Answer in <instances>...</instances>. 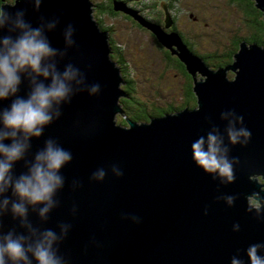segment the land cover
I'll return each mask as SVG.
<instances>
[{"label":"water","instance_id":"1","mask_svg":"<svg viewBox=\"0 0 264 264\" xmlns=\"http://www.w3.org/2000/svg\"><path fill=\"white\" fill-rule=\"evenodd\" d=\"M112 1L114 8L130 14L184 63L192 77L196 106L149 116L146 121L123 115L126 125L115 123L114 112H122L117 97L126 93L118 85L123 80L109 57L106 32L90 15V0H42L39 11L31 0L1 3L0 9L12 14L25 10V20L34 28L41 17L59 19L56 29L46 33L57 49L65 48L63 31L72 24L75 44L63 59L57 58V66L63 71L70 63L89 86H100L96 95L77 92L70 103L61 105L60 118L46 126L40 138L31 140L26 160L48 138L69 150L73 159L60 171L65 183L55 196L58 207L47 221L29 208V221L58 234L60 224L71 225L58 245L66 264H231L233 256L248 264L246 249L264 244V210L260 216L247 211L248 201L261 200L258 194L264 193V47L241 40L231 63L212 68L188 50L177 31L164 29L171 22L166 10L161 27L123 2ZM254 1L264 18V0ZM7 35L15 38L18 33L0 30V36ZM228 68L235 73L233 80L225 74ZM195 70L205 75L203 80H196ZM29 90L22 77L17 95L26 97ZM13 99L0 101V109L9 107ZM227 111L243 116V126L252 134L246 146L228 143L227 121L220 118ZM213 125L224 135L229 158L240 161L230 184L213 180L192 159V142L206 136ZM24 164L21 160L14 165V175L27 171ZM112 166L123 175L115 176ZM101 167L107 172L105 179L92 180V173ZM249 175L259 177L261 184ZM73 181L79 187L73 189ZM226 195L236 197L231 207L217 200ZM234 224H239L238 232L233 231ZM11 230L26 234L9 211L0 216V232Z\"/></svg>","mask_w":264,"mask_h":264},{"label":"clouds","instance_id":"2","mask_svg":"<svg viewBox=\"0 0 264 264\" xmlns=\"http://www.w3.org/2000/svg\"><path fill=\"white\" fill-rule=\"evenodd\" d=\"M31 2L39 11L42 0ZM58 24L57 18L45 20L41 17L39 26L34 28L25 20V10L12 14L0 9V30L6 28L9 33H18L15 38L0 36V101L15 97L9 107L0 109V216L10 211L13 219H18L26 230V234H18L15 230L6 234L0 232V264H32L33 260L36 264H66L64 257L58 254V245L67 236L71 225L60 224L59 234L52 229L40 230L32 225L28 215L31 208L41 221H47L49 213L58 207L55 196L65 183L60 171L72 161V153L55 139L48 138L31 160L25 157L32 147L31 140L40 138L44 128L60 118L62 104L70 103L77 92L96 95L100 86H89L84 74L70 63L63 71L59 70L57 58L63 59L68 49L74 46L75 28L72 24L65 27V48L61 50L52 47L46 35ZM22 77L29 84L26 97L17 95ZM220 118L227 121L224 133L229 144L246 146L249 143L252 134L243 126V116L227 111L221 113ZM229 151L224 135L215 125L206 136H200L191 144L194 163L221 184H230L236 179L234 166L240 161L235 157L230 159ZM21 160H24L27 171L14 175V165ZM111 171L117 177L123 175L116 166H112ZM106 175V170L101 167L92 173L91 179L103 181ZM72 186L73 189L79 187V182L73 181ZM217 200H224L231 207L236 197L218 196ZM262 210L255 204L247 208L248 212L255 211L257 216ZM131 219L139 222L138 217ZM239 230V224H234L233 231ZM262 250L264 244L250 245L246 249L248 264H264ZM231 264L245 262L239 256H233Z\"/></svg>","mask_w":264,"mask_h":264},{"label":"rangeland","instance_id":"3","mask_svg":"<svg viewBox=\"0 0 264 264\" xmlns=\"http://www.w3.org/2000/svg\"><path fill=\"white\" fill-rule=\"evenodd\" d=\"M6 1L12 2V0ZM95 1L100 0H90V15L96 20L93 13ZM121 2L125 4L124 0ZM173 5L176 31L190 42L191 48L187 46L188 50L203 56L204 63L210 67H214V63L218 62L217 58L223 55L225 57L224 53L233 51L234 39L249 33L240 6L231 4L228 0H178ZM95 8H99V5ZM100 18L107 26L110 25L114 29L112 33L111 30L102 29L106 32V38L111 36L122 46V53L129 70L127 75L132 79L133 97L140 101L142 108L144 106L149 114L158 108L166 110L169 105L175 107L172 112L180 109L185 97L186 78L167 61L162 47L158 46L150 30L142 29L121 16L101 15ZM172 46L175 48V45ZM223 63L229 64L225 61ZM194 72L196 80L204 79L205 75L200 74L198 70ZM234 74L233 70L227 69L228 78L233 80ZM118 85L122 87L124 84L120 82ZM123 96H118L117 100L120 102ZM122 114L129 117L124 111L117 109L113 119L115 123L126 125L121 120ZM249 176L256 178L261 184L259 177ZM258 198L261 200L247 201L250 205H264V193L258 194Z\"/></svg>","mask_w":264,"mask_h":264},{"label":"trees","instance_id":"4","mask_svg":"<svg viewBox=\"0 0 264 264\" xmlns=\"http://www.w3.org/2000/svg\"><path fill=\"white\" fill-rule=\"evenodd\" d=\"M4 1L7 2L6 0H0V5ZM124 1H127L129 5L130 4L132 5V6H128V8L132 9V7H135V8L139 7L138 10L142 13V15L144 16L143 17L144 19L146 20L154 19L156 22L160 23L159 25L161 27H163L164 15H165V10H166L168 14L171 16V18L173 19L174 26H175L173 3L178 0H170L168 5L163 3L164 0H124ZM144 1H147V3H144ZM228 1L231 4L233 3L235 5L240 6L243 17L246 20L245 24L249 29V33L244 36L238 37V39H234L232 43L233 51L224 53L226 55L225 57H223L224 56L223 55L222 57L217 58L218 62H215V64L217 65H223L224 64L223 61H225L226 63L227 62L230 63L232 61L233 59L232 55L235 52V50L237 51L240 40H245L248 43L255 42V43H258L264 46V18H263L262 10L255 6V1L254 0H228ZM143 4L146 5V7L148 6V8L144 9L146 7H143L142 6ZM162 4L165 5L164 8L162 7ZM93 5H94V8H93L94 17L96 18L98 26L101 29L111 30V33L114 30L110 25L107 26L102 21V18H100L101 15H108L109 17L121 16L130 22H134L136 26L138 25L139 27L142 26L140 22L135 20L126 11L119 9V8H114L112 0L95 1ZM97 5H99V8H95V6ZM166 28L164 27V29ZM174 29L176 30V27H174ZM149 32L153 35L151 31ZM179 35L182 41L186 44V46L191 48L190 42L185 37H183L180 33ZM153 37L156 43L158 44V46L161 48L162 46L161 43L155 38L154 35ZM108 41L111 47V52L109 53V57L112 58L120 68V74L124 82V85H122V89L123 90L129 89V90H126V96H123V98L120 100L121 105H123V108L125 109L124 113L126 115H129L131 119L146 121L148 120L149 116L160 115L163 112L174 110L175 107L169 105L166 108V110H162V108L154 109V112H151L152 114L151 115L149 114L150 112L146 111L144 106L142 108V106L140 105V101L136 99L135 97H133L132 79L129 75H127V73H129V70L127 68V61L125 60L124 55L122 53L123 51L122 46L111 36L108 37ZM166 50L165 52H166L167 61L171 63V66L174 67L181 74H183L184 77L186 78V86L184 89L185 97H184L183 105L181 107H184V106H187L189 108L195 107L196 99H195V94L192 90V77L190 73L186 70L184 63L177 57L175 53H172L169 48H166ZM121 120L123 123L126 124L125 117L123 115H122Z\"/></svg>","mask_w":264,"mask_h":264},{"label":"flooded vegetation","instance_id":"5","mask_svg":"<svg viewBox=\"0 0 264 264\" xmlns=\"http://www.w3.org/2000/svg\"><path fill=\"white\" fill-rule=\"evenodd\" d=\"M169 1L170 0H164V4H166V5H168V3H169ZM125 5H126V7H128V6H132L131 4L129 5L128 3H127V1H125ZM143 7H146V5H142ZM93 8H94V5H93ZM136 9L137 10V12H138V14H140L142 17H144L143 15H142V13L138 10V8L139 7H132V9ZM148 8V6L146 7V8H144V9H147ZM170 18H171V16H170ZM147 21H149V22H152V23H155V24H160L159 22H156L154 19H148ZM97 22V21H96ZM139 26V25H138ZM174 22H173V19L171 18V22H170V24H169V26H168V28L170 29V30H175L174 29ZM141 28L142 29H146V30H148L146 27H144V26H141ZM168 28H166L165 30H169ZM149 31V30H148ZM176 31V30H175ZM151 34V33H150ZM152 35V34H151ZM153 36V35H152ZM107 42H108V45H109V41H108V39H107ZM162 47V50H163V54H164V56L166 57V52H165V50H166V48L167 47H165V46H161ZM109 48H110V52H111V47H110V45H109ZM167 51V50H166ZM171 54V53H170ZM201 57V56H200ZM203 57V56H202ZM201 57V58H202ZM202 59H204V58H202ZM228 63V62H227ZM116 64V63H115ZM117 65V64H116ZM223 65H225V64H223ZM223 65H217V64H215L214 63V67H212V68H215V67H217V66H223ZM118 66V65H117ZM209 66V65H208ZM119 67V66H118ZM119 70H120V68H119ZM227 71V70H226ZM225 74H226V72H225ZM121 75V74H120ZM123 84H124V82H122ZM125 90H129V89H125ZM126 93V92H125ZM119 102V101H118ZM119 105H120V107H121V109H122V111H124L125 109L123 108V105H121V102H119ZM123 115V114H122ZM127 117V116H126ZM130 118V117H129ZM131 119V118H130ZM131 120H134V119H131ZM134 121H136V120H134Z\"/></svg>","mask_w":264,"mask_h":264}]
</instances>
